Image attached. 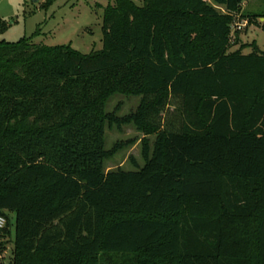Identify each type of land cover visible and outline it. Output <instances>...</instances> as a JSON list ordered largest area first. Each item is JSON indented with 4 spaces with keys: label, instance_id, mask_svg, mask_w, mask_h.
I'll use <instances>...</instances> for the list:
<instances>
[{
    "label": "trees",
    "instance_id": "16d2710c",
    "mask_svg": "<svg viewBox=\"0 0 264 264\" xmlns=\"http://www.w3.org/2000/svg\"><path fill=\"white\" fill-rule=\"evenodd\" d=\"M245 1L115 0L90 54L0 42L11 264H264V50L232 51L238 17L264 32V12ZM117 94L142 99L106 114ZM107 125L145 136L142 167L106 172Z\"/></svg>",
    "mask_w": 264,
    "mask_h": 264
},
{
    "label": "rangeland",
    "instance_id": "374dc122",
    "mask_svg": "<svg viewBox=\"0 0 264 264\" xmlns=\"http://www.w3.org/2000/svg\"><path fill=\"white\" fill-rule=\"evenodd\" d=\"M138 6H143V0H133ZM115 0H0V42L18 43L23 39H32L34 45L47 47L68 46L83 54L100 51L103 48V18L104 11ZM246 14H261L264 12V0H246ZM237 22H245L238 17ZM235 34L232 38V51L244 45L257 44L264 50V32L260 23H254ZM238 44V45H237ZM252 49L245 50L250 54ZM141 97L114 95L107 102L106 114L116 113L124 117L135 112L141 102ZM175 107L162 116V125L169 120L176 123L175 116H168ZM160 120V119H159ZM161 122V121H160ZM145 138L134 126H124L120 129L107 125L105 134V150L111 151L116 146L121 148L116 154L105 161L106 172L122 169L134 171L144 165L141 141ZM150 143L154 137L148 138ZM10 218V236L0 237V264H11L14 248V216ZM131 257H113L105 264H129Z\"/></svg>",
    "mask_w": 264,
    "mask_h": 264
},
{
    "label": "built area",
    "instance_id": "2783aa9c",
    "mask_svg": "<svg viewBox=\"0 0 264 264\" xmlns=\"http://www.w3.org/2000/svg\"><path fill=\"white\" fill-rule=\"evenodd\" d=\"M247 23H245V22L235 23L234 27H233L234 32L243 30L246 27ZM5 226H6V219L0 215V229H3Z\"/></svg>",
    "mask_w": 264,
    "mask_h": 264
},
{
    "label": "crops",
    "instance_id": "0c3cea01",
    "mask_svg": "<svg viewBox=\"0 0 264 264\" xmlns=\"http://www.w3.org/2000/svg\"><path fill=\"white\" fill-rule=\"evenodd\" d=\"M242 13L243 14H246V6L243 5L242 7ZM260 22L262 23L263 22V19L260 20ZM245 53V52H244Z\"/></svg>",
    "mask_w": 264,
    "mask_h": 264
},
{
    "label": "water",
    "instance_id": "95a60500",
    "mask_svg": "<svg viewBox=\"0 0 264 264\" xmlns=\"http://www.w3.org/2000/svg\"><path fill=\"white\" fill-rule=\"evenodd\" d=\"M263 22H264V19H263Z\"/></svg>",
    "mask_w": 264,
    "mask_h": 264
}]
</instances>
